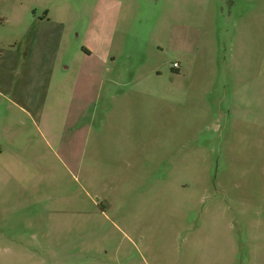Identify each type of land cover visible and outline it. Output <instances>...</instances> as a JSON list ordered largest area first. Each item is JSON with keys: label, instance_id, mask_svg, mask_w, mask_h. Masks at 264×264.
<instances>
[{"label": "rangeland", "instance_id": "1", "mask_svg": "<svg viewBox=\"0 0 264 264\" xmlns=\"http://www.w3.org/2000/svg\"><path fill=\"white\" fill-rule=\"evenodd\" d=\"M10 10L0 39L17 44L51 21L17 63L33 170H0V264H264V0H0ZM121 88L152 93L108 121ZM121 135L161 139L132 166L111 150Z\"/></svg>", "mask_w": 264, "mask_h": 264}, {"label": "crops", "instance_id": "2", "mask_svg": "<svg viewBox=\"0 0 264 264\" xmlns=\"http://www.w3.org/2000/svg\"><path fill=\"white\" fill-rule=\"evenodd\" d=\"M11 11V10H10ZM11 17L6 16L3 17V19H0V27H3L4 25H15L17 26V10L11 11ZM5 20V21H3ZM50 19L45 21L44 19L41 20H30L29 28L34 27L37 31L42 26V24L50 23ZM2 22V23H1ZM32 28L28 31L27 34H23L22 39L17 44V39L12 37V34L4 35L0 39V48H6V52L4 53L0 49V60L3 61V58L5 60V70L0 72V80L2 78H5V75H8V70L10 67H8V63H15V65L10 69L11 76H14V81L11 82L10 85L4 86L2 89H0V133L2 140V145L0 146V170L4 172L5 174H17V180L19 177H21L23 174H28L33 170L32 161L29 155H21L19 150V145L17 144V138L20 136V132L22 130L23 125H25V122H21L18 119L19 114H23L26 116H30L32 103L31 102H25V98L23 97L22 92L17 94V63L20 61L25 66L28 62L29 58H31V50L33 47H35L38 43L36 39L38 40L40 36H37V31H31ZM33 29V30H35ZM24 31H27V29H24ZM63 32V31H62ZM45 36V34L43 35ZM61 33V37H62ZM88 57V55L86 56ZM57 62V57H55L52 61V70ZM22 71H24L25 76L23 78V84L29 85V79L27 76H29L30 67L21 68ZM4 75V76H3ZM174 76H177L175 74ZM102 78L100 79V83L97 90V96L99 97V93L101 91V85H102ZM122 89V88H121ZM150 89H133V88H127L122 90H113L109 93V97L106 96V103H105V109L103 116L108 115L107 119H109L110 112H111V106H115L116 109L122 108L120 111L126 112L127 109L137 111L141 110L144 106L138 105L137 103H133L130 101L131 95L134 94H150ZM154 91V90H153ZM56 91L54 95L57 93ZM152 93V92H151ZM123 96V100L121 102H116L118 97ZM156 96H160V93H156ZM27 100H31L29 96H26ZM116 103V104H115ZM148 109V106H145ZM153 110L159 111L160 105L159 103H156L152 106ZM137 115V112H135ZM69 115H66V118H68ZM109 121V120H108ZM107 121V122H108ZM106 122H102V124ZM101 124V125H102ZM104 124V125H105ZM100 127V125L98 126ZM105 126H103L104 128ZM100 131V129H99ZM100 140H103L100 134L96 136ZM111 138L107 137L105 138L106 141H109ZM115 141L114 146H111V150H114V157L116 159H130L132 160V166H135V160H138L137 162L143 160V159H149L150 158V147L157 148L160 143V137H151V136H125L121 135L116 138H114ZM81 146H82V156L86 155V149L87 144L89 142V136L83 137L81 140ZM17 142V143H16ZM95 142V141H94ZM17 144V150L16 152L13 151L14 146ZM94 151H96V146H93ZM104 151L108 152L110 149L105 148ZM69 159V158H68Z\"/></svg>", "mask_w": 264, "mask_h": 264}, {"label": "built area", "instance_id": "3", "mask_svg": "<svg viewBox=\"0 0 264 264\" xmlns=\"http://www.w3.org/2000/svg\"><path fill=\"white\" fill-rule=\"evenodd\" d=\"M173 67H174V68H177L178 66L175 64V65H173Z\"/></svg>", "mask_w": 264, "mask_h": 264}]
</instances>
